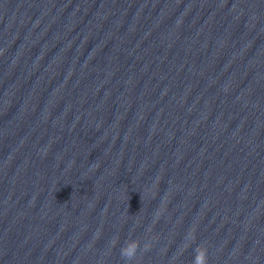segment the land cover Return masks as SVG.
<instances>
[{
	"label": "water",
	"instance_id": "obj_1",
	"mask_svg": "<svg viewBox=\"0 0 264 264\" xmlns=\"http://www.w3.org/2000/svg\"><path fill=\"white\" fill-rule=\"evenodd\" d=\"M201 247L264 264V0H0V264Z\"/></svg>",
	"mask_w": 264,
	"mask_h": 264
},
{
	"label": "clouds",
	"instance_id": "obj_2",
	"mask_svg": "<svg viewBox=\"0 0 264 264\" xmlns=\"http://www.w3.org/2000/svg\"><path fill=\"white\" fill-rule=\"evenodd\" d=\"M194 229L189 232V234L194 236ZM138 245L136 243H131L125 247H122L120 250V255L122 258L126 260H131L136 253ZM149 248V245H144V250L147 251ZM194 264H207V249L204 247L199 248V250L196 253Z\"/></svg>",
	"mask_w": 264,
	"mask_h": 264
}]
</instances>
